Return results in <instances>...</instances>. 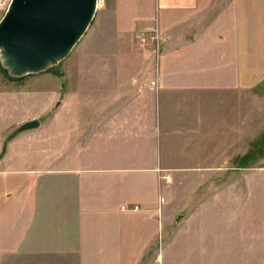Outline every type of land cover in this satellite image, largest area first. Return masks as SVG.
Wrapping results in <instances>:
<instances>
[{
	"label": "crops",
	"instance_id": "obj_1",
	"mask_svg": "<svg viewBox=\"0 0 264 264\" xmlns=\"http://www.w3.org/2000/svg\"><path fill=\"white\" fill-rule=\"evenodd\" d=\"M96 10L64 59L74 52L76 88L100 77L88 86L101 101L73 105L65 128L57 116L72 105L54 110L50 169L46 152L37 162L14 152L16 139L0 157V264L149 261L172 222L162 173L184 176L182 204L188 190L214 191L203 207L217 232L202 243L230 238L235 175H264V0H98ZM141 30L157 31V58ZM11 88L0 82V103ZM23 117L2 132L35 118ZM249 187L264 198V181Z\"/></svg>",
	"mask_w": 264,
	"mask_h": 264
},
{
	"label": "rangeland",
	"instance_id": "obj_2",
	"mask_svg": "<svg viewBox=\"0 0 264 264\" xmlns=\"http://www.w3.org/2000/svg\"><path fill=\"white\" fill-rule=\"evenodd\" d=\"M9 3L10 0H0V20ZM136 41L139 40L136 38ZM74 57V52H71L65 59L51 62L50 68L44 71L23 75L11 72L13 78L10 79V72L4 68V55L0 50V82L13 85L12 92L0 103V157L5 153L7 142L16 139L12 147L14 152L24 150L30 156V162H37L40 154L46 152L48 157L44 158V165L50 169L53 162L51 150L54 110L62 101L72 105L71 108H63L57 116L62 120V128H65L67 120L75 117L73 105L101 101L99 89L88 86L90 81H100V77H88L87 80L83 77L80 79L81 85L76 88L74 79L69 76V70L75 69ZM81 70L85 72V66ZM91 70L100 73L101 63L95 62ZM26 115L38 118L40 125L34 129L19 131L18 124L8 133L2 132L5 124L14 123L16 119ZM254 145H260V142ZM174 160L181 161L180 158ZM215 179L222 182L223 188L224 182L229 178L228 175H219ZM235 180L237 205L232 217L235 228L225 230L230 238L206 240L202 243V232L209 236L217 232L215 223L212 222V206L203 207L214 191L207 189L206 185L193 192L188 190L187 193L191 195L189 202L182 204V198L186 195L180 189L184 176L179 172L162 173L157 182V191L166 188L168 193L171 191L173 194V199H168V203L172 204V222L166 223L170 227L167 232L163 231V235L160 229L157 254L150 255V260L143 261L142 264H264V198H261L260 190L249 187L251 184L255 187L256 183L264 181V175L238 171ZM164 202L161 197V203ZM219 230L222 235L224 229L221 227Z\"/></svg>",
	"mask_w": 264,
	"mask_h": 264
},
{
	"label": "water",
	"instance_id": "obj_3",
	"mask_svg": "<svg viewBox=\"0 0 264 264\" xmlns=\"http://www.w3.org/2000/svg\"><path fill=\"white\" fill-rule=\"evenodd\" d=\"M96 1L10 0L0 20V46L9 75L41 71L47 57L68 54L91 23ZM39 125V119L32 118L18 130Z\"/></svg>",
	"mask_w": 264,
	"mask_h": 264
},
{
	"label": "built area",
	"instance_id": "obj_4",
	"mask_svg": "<svg viewBox=\"0 0 264 264\" xmlns=\"http://www.w3.org/2000/svg\"><path fill=\"white\" fill-rule=\"evenodd\" d=\"M136 38L139 40V43L143 44V43H146L147 40L151 39L152 41H154V50H153V53L155 55V57L157 58L158 57V50H159V36H158V33L156 30H141V31H138L136 33ZM139 207L138 205H135L133 207L134 210H137Z\"/></svg>",
	"mask_w": 264,
	"mask_h": 264
},
{
	"label": "bare ground",
	"instance_id": "obj_5",
	"mask_svg": "<svg viewBox=\"0 0 264 264\" xmlns=\"http://www.w3.org/2000/svg\"><path fill=\"white\" fill-rule=\"evenodd\" d=\"M97 3H98V0L96 1V4H95V9L97 8ZM9 7V6H8ZM8 9V8H7ZM0 50L2 51V52H4V47L3 46H0ZM67 53H65V54H59V55H54V56H52L51 58L50 57H47L46 59H45V62H44V65H43V67L41 68V69H43V71H44V69H48V68H50V66H51V62H53L52 60L53 59H58V58H60V60L61 59H63L64 57H65V55H66ZM53 58V59H52ZM59 61V60H58ZM28 71V70H27Z\"/></svg>",
	"mask_w": 264,
	"mask_h": 264
},
{
	"label": "trees",
	"instance_id": "obj_6",
	"mask_svg": "<svg viewBox=\"0 0 264 264\" xmlns=\"http://www.w3.org/2000/svg\"><path fill=\"white\" fill-rule=\"evenodd\" d=\"M9 78L12 79L13 77L10 76Z\"/></svg>",
	"mask_w": 264,
	"mask_h": 264
}]
</instances>
